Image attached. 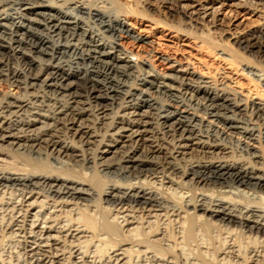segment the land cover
<instances>
[{
    "label": "bare ground",
    "instance_id": "bare-ground-1",
    "mask_svg": "<svg viewBox=\"0 0 264 264\" xmlns=\"http://www.w3.org/2000/svg\"><path fill=\"white\" fill-rule=\"evenodd\" d=\"M113 5L0 0V155L22 164L0 166V264H264V96L132 58Z\"/></svg>",
    "mask_w": 264,
    "mask_h": 264
},
{
    "label": "rangeland",
    "instance_id": "rangeland-1",
    "mask_svg": "<svg viewBox=\"0 0 264 264\" xmlns=\"http://www.w3.org/2000/svg\"><path fill=\"white\" fill-rule=\"evenodd\" d=\"M106 1L114 4L115 12H126L129 15L130 35H141L145 38L143 43L132 37L124 39V45L129 49L132 58L139 61L148 60L159 65L156 55L168 54L192 63L198 72L205 75L215 76L222 71L232 81V85L245 91L250 89L259 92L264 96V87H261L247 69H258L264 73V57L255 52L256 46L251 51L235 41L238 35L254 34L264 37V9L256 13L250 2H245L244 7L238 9L225 6L217 17L219 19L214 22L211 16L206 17L203 14L202 5L209 0ZM188 2L195 7H185L184 3ZM196 9L198 13L191 14ZM82 14L87 16L86 13ZM13 89L8 83H0V95ZM19 160L12 156L0 155V166L20 167L22 164ZM121 181L126 184L130 180ZM0 239L2 256L9 244L6 239Z\"/></svg>",
    "mask_w": 264,
    "mask_h": 264
}]
</instances>
